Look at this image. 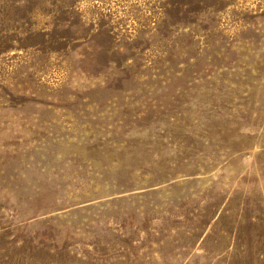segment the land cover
<instances>
[{
    "label": "rangeland",
    "instance_id": "1",
    "mask_svg": "<svg viewBox=\"0 0 264 264\" xmlns=\"http://www.w3.org/2000/svg\"><path fill=\"white\" fill-rule=\"evenodd\" d=\"M0 264H264V0H0Z\"/></svg>",
    "mask_w": 264,
    "mask_h": 264
}]
</instances>
